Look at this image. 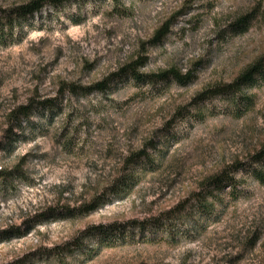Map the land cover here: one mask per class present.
Masks as SVG:
<instances>
[{"label":"rangeland","instance_id":"374dc122","mask_svg":"<svg viewBox=\"0 0 264 264\" xmlns=\"http://www.w3.org/2000/svg\"><path fill=\"white\" fill-rule=\"evenodd\" d=\"M29 1L0 0V25ZM159 28L168 29L158 40ZM261 53L264 0H67L14 21L0 38V169L19 173L0 185V264H57L33 254L77 237L92 251L65 264H264V182L252 173L264 172V79L199 99ZM138 61L142 73L174 67L191 78L116 76ZM97 83L104 90L78 89ZM46 99L51 117L39 105L17 120L19 106ZM150 141L159 168L115 195L124 159ZM232 164L237 188L224 210L192 222L204 178ZM175 210L176 239L161 226L151 241L133 226L121 232L131 243L109 244L114 233L98 246L89 235Z\"/></svg>","mask_w":264,"mask_h":264},{"label":"trees","instance_id":"16d2710c","mask_svg":"<svg viewBox=\"0 0 264 264\" xmlns=\"http://www.w3.org/2000/svg\"><path fill=\"white\" fill-rule=\"evenodd\" d=\"M63 1L67 0H30L29 2L20 4L14 8H11L9 14L6 15L4 22L0 25V38L4 37V34L9 29H12L14 21L17 22L20 18L24 19L28 15L33 14L37 10H39L45 2H49L51 4L57 5L62 3ZM254 14H248L239 18L240 22L237 26H240L241 31L247 30L252 20L254 19ZM17 20V21H16ZM8 29V30H7ZM167 29L159 28L156 30L155 35L156 39L159 40V37H163L167 32ZM144 62H130L124 68H120L119 72H117L116 76H128L132 78L134 81H143L145 83H155L157 81H174L175 83L179 84H186L191 78V72H181L180 70L170 67L164 70H160L157 72H139L138 66L143 65ZM259 79H264V53H261L256 58H254L249 63L245 64L242 67V70L238 72V74L229 82L224 84L214 85L206 90H202L200 92L199 99H205L212 95H219L224 91H232L234 92L236 88H239L241 85L252 86L258 82ZM105 85L104 83H97L93 87H82L78 89H84L85 91L89 92L92 90H104ZM72 91H76L77 87L72 86ZM250 98V97H248ZM229 104H232L231 101L227 100ZM235 102V101H234ZM43 107L46 109L48 113V117L53 115V111L55 110V106L48 103V99L40 100L35 102H30L28 105L19 106L16 109V117H24L25 119L28 118L29 114L33 111L32 108ZM191 113V112H188ZM19 123L20 120H19ZM10 138L8 137L7 142L5 143L6 146L11 144ZM156 144L153 141H150L146 144V146L142 149L135 150L131 152L123 161V169L124 172L115 179L116 182L112 185V191L115 195H126L131 192L134 185L137 183L138 177L141 176L143 173L147 171H154L159 168V163L153 159V156L147 152L148 148H154ZM261 153V152H259ZM264 154H260V158H262ZM238 164H232L215 172L206 178H204V183L202 184L201 190L194 195V203L195 208L193 206V214L189 215L192 222L195 223V215H197L198 219L203 215H218L220 212L224 210L226 207V199L228 194L235 191L237 188V179L234 176V171L239 169ZM133 169L135 172L133 174ZM19 170L12 169V170H4L0 169V185L6 183L8 177L13 175H17ZM252 173L258 181L264 182V172L261 169L253 168ZM139 175V176H138ZM92 206L90 210L95 209ZM181 211V210H180ZM180 213L179 210H175L172 212H166L164 215H160V217L155 218L152 222H145V221H137V220H130L125 223H121V225L114 226L111 229L106 228H97V231L94 233H90V236L100 235L101 238L98 239V246L103 244L104 241H111L109 237L114 234H120L118 240L117 238L111 243H118L125 244L127 242H132V238L128 239L127 231L126 235H121V232L125 231L126 228L129 229L134 228L135 230L140 231V236L138 238L142 239L143 241H151L155 234L152 233L155 227L161 226V231L167 239H176V235L182 234L179 229L176 227H170L171 224L177 223L178 219L176 215ZM198 213V214H197ZM206 218V217H204ZM194 219V220H193ZM132 230V229H131ZM160 232V231H159ZM146 233H150L148 237H146ZM116 236V235H115ZM108 238V239H107ZM92 251V247L88 246V244L84 243L83 239L75 238L72 242H66L61 247H54L53 249H43L39 254H33V257L37 255L38 259H43L46 262L54 261L57 264H65V256H72L73 258H79L80 255L86 257ZM28 256H23L17 260L13 261V264H35L27 259ZM32 257V259H33ZM30 258V257H29Z\"/></svg>","mask_w":264,"mask_h":264}]
</instances>
